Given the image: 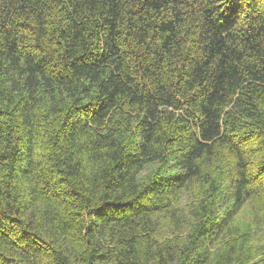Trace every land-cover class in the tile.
<instances>
[{
  "label": "trees",
  "instance_id": "1",
  "mask_svg": "<svg viewBox=\"0 0 264 264\" xmlns=\"http://www.w3.org/2000/svg\"><path fill=\"white\" fill-rule=\"evenodd\" d=\"M0 264H264V0H0Z\"/></svg>",
  "mask_w": 264,
  "mask_h": 264
}]
</instances>
